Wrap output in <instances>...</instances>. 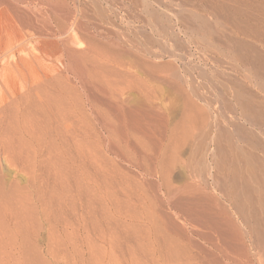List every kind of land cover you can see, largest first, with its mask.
Wrapping results in <instances>:
<instances>
[{"label": "bare ground", "instance_id": "bare-ground-1", "mask_svg": "<svg viewBox=\"0 0 264 264\" xmlns=\"http://www.w3.org/2000/svg\"><path fill=\"white\" fill-rule=\"evenodd\" d=\"M106 1L107 0H71L72 4L70 3L71 4L70 6V4L67 3V0H0V216H1L0 224H1V227H4L5 229V225L9 223H13V225H15L13 226V230L15 227L14 232H18V234L21 232L20 230L22 229V227H25V225L21 227V226H18L17 224L20 222L19 220L23 216L22 215L23 210H27L33 213V208L34 210L36 208L30 203V200L32 197V189L37 187L36 186L37 179H38V182H40V184L37 183L39 185H38V189L36 191L35 197L39 200V205L43 206V207L40 206V208H43L42 213L45 216V218L51 217V216H48L50 212H48V215H47V211H50L53 208L52 205H54L53 196L56 192L54 194L52 193L56 191L57 189H60V191H62L63 187L65 186L64 185L65 183L63 184V186H62V183L65 177L69 175L70 173L65 174L66 176H64V179H63L62 178L63 176L60 177L59 175L61 171L59 173L54 172L53 175L50 174L52 171L49 174L47 172L48 179H49V176L56 175L55 173H57L59 176L60 180L52 179L53 180L52 181L53 183L51 182L52 184L48 181V179L45 181L44 178L43 179H41L40 177L38 178V173L41 174L42 170L46 172L47 167L49 166L51 167L53 160L56 159L52 155L54 153L57 154L58 152V150L56 151L57 146L55 147V145L57 143L61 144L62 142L65 141L63 139H65L66 137V132H70V134L71 132H74V134L71 135V139H73L74 135L76 136L75 132L77 133L80 132V134L81 132H91V133L92 132H107V133L109 132V136L110 135L112 136V134L114 136V138L113 136L109 138L110 139L112 138L111 140L113 139L115 140V141L113 140L112 142H110L112 143L111 145L113 147V150H116V148L118 147H120L119 150H121V147H123L124 144L129 145L130 143H126L125 140L123 141V136L125 135L124 132H127L129 134L131 132L137 138V140L140 141V143L147 145L148 148L145 149L147 153L149 152V150L153 152L152 164L155 165L154 166L155 168L157 169L159 168V174L162 179L161 183L167 186V188H168V180H167L168 178L167 177L169 176V174L170 175L172 174L170 172V167H172L171 161H173V159H175L176 156L178 157L180 155L182 148L184 146L188 147V162L189 163L190 161L191 162L194 161L193 157L197 156L196 155L197 153L199 154L200 159L202 158L201 160L204 162L203 158H205V155H206L205 153L208 152L209 154L208 156H206V160H205V162L208 163V165L206 166L205 164H203L206 167H209L210 176L208 177H211L210 180L213 183L214 187L222 194V196L226 198L229 204V207L234 211V212L233 211L231 212L238 215L237 217H239V219L242 220V223L245 226L243 227L245 229H248L247 231L249 232L250 236H252L253 239L257 240L259 244L258 245L256 244L255 246H261L259 247L258 250L260 251L261 248L264 249V247H262L264 246V167L259 161V159L257 158V156L255 155V153L253 152L254 150L253 148H255L254 142L256 141V139L253 138L254 134L253 135L250 134L251 133L249 132L250 129L247 131V130H244V128L243 129L241 128L245 123L251 127L254 123H256L257 125H264V101L259 100V98L257 99L254 95H252L247 89L245 82L244 83L238 82L237 84L230 83L229 84L231 88L230 91H232V95H233L232 105L234 106V108H237L238 116L242 117L245 123L242 126L240 125L239 127L235 126L232 130V128L230 129L227 126H221L217 123L210 125L209 122L208 123L205 122L203 120V117L201 115L199 108L195 104H192L187 99V97H185L186 93L182 92L181 91L182 89L180 88L181 89L180 90L179 86L175 85L172 81H170L172 78L177 79L176 78L177 75L176 74H175L176 76L174 75V73L176 72V71L174 72V69H173L174 66L173 68L170 66L171 67L170 69H173L170 71L173 73L174 76L171 79L169 78L170 79V80L168 79L169 81L164 80V78L162 79L161 77L162 75L160 74V72L162 73L163 69H168V71H166L168 72L166 73V75L170 74L171 72H169V68H168L170 65V62H168L169 65L164 63L165 66L163 65V63H159L160 62L159 61L160 57L158 54V47H159L158 19L159 18H158V12H157L158 8L157 7H158V4L160 3V0H148V3L150 6L148 5L146 9L149 15V18H147V25L148 27H150V35H149L150 37H145L142 40L139 37H138L139 39L137 38L130 39L129 37L123 38L122 37L123 35L121 34L122 35L121 36L122 38H120L121 42L116 40V38H115V41H113L105 33L101 32V30H103L102 26H104L102 24L105 21L110 20L109 15H111V13L113 12L112 10V12L109 13V11L106 8H104L105 6H102V3L106 4ZM190 1L192 0H181L180 8H182L184 12L188 11L189 15L195 18L193 19L194 21L197 22V24L195 25L196 26L195 28H197V31L195 33L194 29L187 26L188 24H190V21L188 24L181 23L182 27L185 30H188V28L189 29L191 28L192 31L194 30V33L198 34L197 36L200 38L202 42L207 43L209 46L213 48L221 49L222 47L225 46L227 50H230V49L233 50L232 53H234V55L237 57L238 62H241V64L246 66V71L249 74V76H245V79L248 80L249 84H252L253 82V84L255 83L256 85H258L263 90L262 92H264V55H262V53H260L257 49H255V43L252 42L250 45L248 42H244L238 39L236 35H234L235 37H233L229 35L227 32V30H230L233 34L245 33V34H248L249 38L253 39L254 42H258V41L260 42V40L262 41L264 40L263 38L264 36L263 37H261V35L259 36V33H260L259 27L262 26L263 28L264 24L262 25L260 23V26H258L259 22L256 23L257 21L255 20L257 17L254 18L256 22L251 23V24H248L247 22H244L241 19H237L236 16H239L241 18L246 16L245 14L247 13L249 9V8L247 9L244 6L245 4L243 5L239 4L240 0L239 1L238 0L237 1L236 0H220L219 2L220 5L216 4L214 0H205L207 3V7H208L210 15L216 19V22H218V23L213 22L215 24L212 25L210 24L211 21H207V19L204 18L203 16L201 15L199 16L198 14L194 13L195 11L189 12L188 2ZM129 2L133 4L135 8L139 7L140 5H143L142 4L143 2L141 1L142 2L141 3L139 0H129ZM219 13L220 15H218ZM229 13H232V16H231L232 19H229L230 18ZM249 15H252V14L250 13L247 16ZM220 17L223 20L220 19ZM249 18H251L252 20L251 16ZM249 18L247 19V21L250 20ZM121 19H123V17L119 18L118 16L117 20H121ZM188 19H189V16H188ZM112 22H111V25L115 26ZM114 23H117V22H114ZM191 24H192V20H191ZM220 24H222L224 27L222 28ZM226 24L227 26H225ZM105 26H108V25H105ZM104 32L108 34L111 33V32L110 33L107 32L106 30ZM112 32L116 33V31H112ZM116 35H118V38H119L120 35L119 34H116ZM116 35H113V36H116ZM166 65L168 66L166 67ZM183 93H185V95ZM176 113H178V116L175 115ZM234 125L235 124H233V126ZM209 130H212L213 133L209 134ZM233 131L236 133V134L234 133L236 135V138L233 137L234 136L232 134ZM52 132L53 134L57 132L56 134H58L60 137L57 135H53ZM158 132H168L167 135H165L166 136L165 146L160 147L162 140L157 139L156 134L158 135ZM61 133H64V134L61 135ZM230 134H232L233 136ZM63 135H65L64 138H63ZM77 137L78 135L74 137V139ZM47 141H48V146L49 145L51 146L53 142L54 144L57 142L55 145L54 144L52 145L53 147H55L54 149L52 148L53 149L52 151H50V152H53L55 150V152H53L52 155H50V152H47L49 150L46 151ZM66 142L67 140L64 143H62L64 144V146L62 147H65ZM114 142H116L115 144L118 145V147L117 145L115 146L116 147L115 149H114ZM121 142L122 144L124 143L123 145L121 144L122 146H120ZM74 143H73L74 146L76 145V147H78L77 146L78 143L77 144L76 142ZM258 144L255 145L257 146V148H258ZM83 146L80 148H83ZM62 147H60L61 151L63 150ZM85 147L83 149H85ZM110 147H109V150H111L112 148ZM86 148H89V147H86ZM142 149L144 150V147ZM89 151L88 149H87V152L85 151L87 153L86 155H92L90 153L88 154ZM146 151L144 153H146ZM67 152L65 153L67 154ZM65 153L63 152V154ZM101 153L102 152H100V154ZM115 153L113 155H116ZM55 154L54 156L57 157L58 154L57 155ZM128 155H125V157ZM207 157L209 158L207 159ZM59 158L60 157H58V159ZM68 158H72V156ZM86 158H88V156ZM61 159L62 158H60V160L58 161L60 162ZM81 160H82V157H81ZM92 160L94 161V159ZM78 161L80 163V160ZM195 161H194V164H195ZM199 162H198V166L200 164L201 169H202L204 166L201 164V162L200 163ZM54 163L52 164V166L53 165L56 166V163L55 164ZM88 163H92L94 165L95 161L94 163L92 161L91 162L89 161ZM111 163L112 162H110V164ZM105 164L107 165L106 162ZM86 165H84L83 167H85ZM88 165H90L91 167L86 166V168H84L85 170L88 168L86 171H88L90 168H93L91 164H88ZM95 165H97V163H95ZM80 167H82V165L80 166L79 164V168ZM144 167L146 168V166ZM18 168H20V170L22 171V172L20 171L21 174L22 173L24 174L23 178L25 177L24 179H26L25 180L26 182L23 183L24 186L20 185L21 181H18L15 178L16 175L18 176L17 174V172L19 171V170L17 171ZM196 168L198 169V167ZM151 169L152 168L150 167L149 170ZM203 169H202V174L206 173V172H203ZM96 170L97 169H95V171ZM107 170H109V168ZM142 170H144V168ZM198 170L199 172H201L200 168ZM44 171L43 173L45 174L44 176L46 178L47 174ZM63 171H62V175H64ZM91 171L92 169L89 170V172ZM100 173H102V171ZM100 173L99 175H101ZM87 174L86 176L90 177V175H87ZM70 175L72 176V174ZM82 175H84V173ZM93 175H96V173ZM145 175H146V171H145ZM127 178H129V176ZM98 179L102 180L101 178H98ZM118 179H120V177ZM20 180H21V177H20ZM42 180H44L45 182ZM71 180H73V178ZM76 180H78V178ZM104 180L106 179H103V181ZM121 180H123V178H121ZM125 180L127 181V179ZM88 181H89V178H88ZM43 182L44 184H42ZM76 182H74L75 187H76ZM80 182L78 181V183ZM108 182H109V179H108ZM119 182L122 183V181H119ZM102 183L103 182L101 181V184ZM129 184L131 185V183ZM80 185L82 186V184H79V186ZM105 185H107V183ZM79 186H77V189L81 187ZM190 186L186 184L182 188H179L176 190H173L170 187L167 190L169 200H171L173 207L177 209L175 210V212L178 211L184 217L183 224L184 225L187 224L188 228H190L191 231L193 232L197 231L198 233L200 232L202 235H204L203 237H206L204 238L205 240L210 236L208 231L213 232L216 235L215 241L213 242L212 241L213 239L211 238V241L213 243L211 242L210 244V246L214 248V250L216 251L215 254H212L214 253L212 252L211 255H209L207 254L208 252L203 251V249H202L203 252H201V249H199L197 246L194 245L195 243L197 244V241L195 243L194 242L190 243L192 239L190 241V239L188 238L190 241L189 242L186 239L187 235L185 236L186 233L184 230H186L187 228H184L183 227L184 225H181L184 230L181 227L178 228L177 225L173 223L174 221L173 222L171 221L172 218L170 219L169 216H166L163 211L161 212L158 211L159 212L158 215H156L154 212L152 213L148 212L150 215L148 214V216H146L147 218L146 219L144 218L145 220H147L146 222L150 225V227L153 229V232H154V237H152L154 238L153 239L154 243H148V244H153V245L149 246L147 244L146 245L147 248L144 245L143 246L145 247L144 249L147 251L148 248L151 247L152 252L149 251V253L151 252L153 257L158 256V259L156 262L159 264H232V262L236 261L237 259L236 254H238L239 252V251L236 252L237 250L235 251L237 243L239 239L242 240L243 238H239L241 235L238 237V231H237L236 226H234L233 224L234 222L232 220L231 221L233 223H231L230 220H228L229 221L228 222L226 218H224L225 216H223V214L225 215L226 212L224 211L225 212L224 213L220 208H218L217 207L218 204L214 202V200L208 201L207 200L208 198L206 199L204 195H202L201 192H198L197 190L192 189L195 187L192 186L191 188ZM134 188H135V191L138 193V191L136 190V187ZM88 189L90 188L88 187L87 190L86 189L85 190L90 191ZM139 190L141 189L139 188ZM65 191L66 190L64 189V193L63 192L61 193L63 195L66 194L68 196H71L70 195L71 193L67 192L69 190H67L66 192ZM118 191L120 192V190ZM77 192L79 193V191H76V193ZM116 193H117V190H116ZM79 194L77 196H79ZM92 194L93 193L89 192L86 195L88 198L85 196L87 198L86 202L89 199L88 202L90 204V207L92 203V202L90 203V199H91L90 196L92 197ZM81 195L83 194H80V197ZM149 195L147 196L145 194L144 195L145 197L143 195L142 196L145 199L147 196L149 200L150 199ZM44 196H45V200H44ZM68 196L64 195L65 198L66 197L68 198ZM82 197H81V200H84L82 199ZM118 197L119 196L115 198H118ZM136 199H138V197ZM66 200H65V203L67 207H70V204L73 203V202L70 203V201H73V200L71 199L70 200L66 199ZM120 200L122 201V199ZM40 201H41V204H40ZM57 201H58V198L55 202ZM88 202L87 204L85 202H82V203H85V205L88 206ZM136 202H140V201H136ZM60 203L61 202H59L58 204L60 205ZM125 203L127 204L126 200H125ZM152 204L149 205L150 209H151ZM59 205H57V207ZM145 205H148V204H145ZM87 206L85 208H87ZM60 207H58L59 212L57 211L56 213L61 214L62 212L66 211L64 209V206H62L63 210L65 211L60 212V209H61ZM126 207L128 208V206ZM230 208H228V210ZM56 209H53V210L56 211ZM120 209H117V210H120ZM71 210H73V207ZM80 210L82 211V209ZM127 210L125 211L127 212ZM69 211H70V208H69ZM214 211H217L216 213H219V216H217L218 214L215 215ZM218 211H222V212H218ZM71 212L74 213L75 208ZM83 214L87 215V213L85 212ZM83 214H80V215L84 216ZM105 214H107V212H105ZM50 215H52V213H50ZM54 215H52L53 218H55ZM124 215L126 216V214ZM132 215L135 216L134 213H132ZM132 215H130L129 218H132L133 217ZM82 216L80 217L82 218ZM87 216H88L87 220L89 221V219L91 218H89V215ZM49 218L47 220H50ZM61 221H62V218H61ZM80 221H82V219ZM140 221L141 220H139V222ZM66 222H69V221L66 220ZM20 223L24 224V222L22 221ZM25 224H27V222H25ZM111 227L114 228V226L112 225ZM23 229H22L21 234L24 233V237H26L25 233H27L30 229H28L27 232L23 231ZM33 229H31V231ZM125 229H128V228L125 227ZM2 230L3 229L1 228L0 231L2 232ZM145 230L143 229V231ZM29 233L31 232L29 231ZM112 233L114 234V232ZM161 233L162 235L164 234L165 236L160 235L161 237L160 238L158 236ZM9 234H10V229H9ZM5 235H6L5 236L6 238L7 234ZM125 236L126 234L123 237ZM116 237L114 238V241ZM119 237L121 238V236ZM237 237L239 239H237ZM0 239H2V237H0ZM10 239H12L11 236H10ZM146 239L149 240L150 236H147ZM146 239H145V242H146ZM148 240L147 242H150ZM21 241L23 242L22 239ZM251 241L253 240L251 239ZM117 243H116V246L118 247L119 245ZM127 243L130 244L129 241ZM9 244H11V242ZM14 245H15V242H14ZM136 245L138 247L139 243L138 244L136 243ZM239 246H241V244ZM127 247H128V244H127ZM24 248L26 249V247ZM50 248L51 247L49 245V249ZM110 248L112 247L110 246ZM132 248L131 250L134 251ZM243 248L244 247H242V249ZM10 249L12 250L13 248L11 247ZM239 250L241 249L239 248ZM256 250H257V247H256ZM243 251L245 252V250H242V252ZM10 254H12V257H13V253H10ZM142 254L144 253L142 252ZM243 254L245 255L246 253H243ZM260 254L258 253L259 256ZM30 255L32 256V254ZM241 255L242 254H239L237 256H241ZM145 257L146 255L144 256V258ZM261 259H263V262H264V256ZM13 262H14L13 264H15V261ZM116 262L114 263L117 264Z\"/></svg>", "mask_w": 264, "mask_h": 264}, {"label": "rangeland", "instance_id": "rangeland-1", "mask_svg": "<svg viewBox=\"0 0 264 264\" xmlns=\"http://www.w3.org/2000/svg\"><path fill=\"white\" fill-rule=\"evenodd\" d=\"M139 1L140 2L142 1L143 3L142 2L141 3L143 5H140L139 7H136V8L133 4H131L129 2V0H107L106 4L104 3L105 5L102 3V6H105L104 8H106L109 11V13H111L112 10H113V12L111 13V15H109L110 20H107V21H105L106 23L104 22L102 24L104 26H102L103 30H101V32L105 33L113 41H115V38H116V40H118L119 42H121L120 38H122V37L123 38L129 37L130 39H136V38L139 39L140 38L141 40L144 39L145 37H150L149 36L150 35V27H148V25H147V18H149V15H148V12L146 9L147 6L149 5V3H148V0L147 1L146 0H139ZM180 1L181 0H160V3L158 4V7H157L159 9V10L157 9L158 18H159L158 19V23H159V26H158L159 27V31H158V38H159L158 54L160 57L159 63H163V65L165 66L164 63L169 65L168 62H170V65L168 67L169 72H171L170 70L174 69V72L176 71L174 73V75L175 74L177 75V76L175 75L177 79L172 78L174 76L172 72H171L172 74L170 73L171 75L167 74L170 77H168L166 75V73H168V72H166V71H168V69H163L162 73L160 72V74L162 75L161 77H162V79L164 78V80H168L169 78L173 79V80L172 79L171 80L169 79V80L172 81L175 85L179 86V89L181 88L182 90L181 89L180 90L182 92L186 93L187 96L185 95V93H183L185 95V97H187V99L192 104H195L199 108L201 115L203 117V120L205 122H207V123L209 122L210 125L217 123L221 126H227L230 129L232 128V130L235 126L236 127H239L240 125L242 126L245 122H244L242 117L238 116L237 108H234V106L232 105L233 104L232 103V99H233L232 96L233 95H232V91H230L231 88H230L229 84L230 83H233V84L236 83L237 84L238 82L239 83L245 82V85L247 86V89L249 90V92L252 95H254L257 99L259 98V100H262V101H264V92H262L263 90L258 85H256L255 83L253 84V82H252V84H249L248 80L245 79V76H249V74L246 71V66L241 64V62H238L237 57L234 55V53H232L233 50H231V49H230L231 51L227 50V48H225V46L222 47L221 49H216V48H213V47L209 46L207 43H204L200 40V38L197 36L198 34H195L197 31V28H195L196 27L195 25L197 24V22L194 21L195 18L191 17L189 15L188 11L184 12L182 10V8H180L181 7ZM192 1L188 2L189 3V5H188L189 12L195 11L194 13L198 14L199 16L200 15L203 16L204 18L207 19V21H211L210 24H212V25H214L215 23H218V22H216V19L210 15L208 7H207V3L205 0H195V1L192 0ZM214 1L216 4L220 5V3H219L220 0H214ZM67 3L70 4L71 0H69V1L67 0ZM231 3H232V1H231ZM71 4H70V6H71ZM124 4H125V6H124ZM239 4H241V5L245 4L244 6L247 9L249 8L248 11L251 9L249 11V13H248V11H247V13L248 14L251 13L254 16H252V15L247 16L248 14L246 13L245 15L248 18L251 16L252 20H251V18H249L250 20L247 21L248 18L246 16H244L243 18L236 16L237 19H241L244 22H247L248 24L255 23L257 21L256 23L259 22L258 26H260V23L262 25L264 24V0H257V1L256 0H240ZM108 7H109V9H108ZM116 12H118L119 14ZM113 15H114V17H113ZM187 15L189 16V19L191 18L190 20L188 19ZM218 15H220V13ZM118 16H119V18L123 17V19L117 20ZM229 16H230L229 19H232V17H231L232 13H229ZM179 17H181V18H179ZM114 18L115 19L117 18V19L115 20ZM254 18H256L255 19L256 21L254 20ZM220 19H222V18L220 17ZM112 20H113V22H112ZM191 20H192V24H191ZM189 21H190V24H188ZM193 21H194V23H193ZM107 22H109V23H107ZM111 22L115 26L111 25ZM114 22H117L118 24L114 23ZM213 22H215V23H213ZM119 23H120V25H119ZM181 23L182 24L183 23L188 24L187 26L194 29L195 33H194V30L192 31L191 28L190 29L188 28L189 31L185 30L182 27ZM220 23H221V21H220ZM105 25H108V26H105ZM220 25L222 26V28L224 27L222 24H220ZM109 26H110V28H109ZM111 26H112V28H111ZM225 26H227V24ZM113 27H115V28H113ZM116 27L119 28L120 30L117 29ZM121 27H122V29H121ZM104 28L107 32H109V30L111 29L110 30L111 33L109 32L110 34H108V33L104 32L105 31ZM260 28H262V26L259 27V30H260L259 36L261 35V37H263L264 36V26L262 29H260ZM112 31H116V33L112 32ZM190 31H192V32H190ZM229 31L230 30H227L229 35H231L233 37H235L234 35H236V37L238 39H240L241 41L248 42L250 45L252 42L255 43V49H257L260 53H262V55H264V40L263 41L260 40V42L259 41L254 42L253 39L249 38L248 34H245V33L233 34L231 31L229 33ZM116 34L120 35L119 38H118V35H116ZM113 35H116V36H113ZM141 35H142V37H141ZM171 57H172V59H171ZM168 65H166V67ZM170 66L172 68L174 66V68L170 69L171 68ZM226 85H227V87H226ZM254 85H256L258 88ZM175 115L178 116V113H176ZM233 124H235V125L233 126ZM247 127H248V129H247ZM241 128L242 129L244 128V130H247V131L250 129L249 130V132H251L250 134L251 135L254 134L253 138L256 139V141H255L256 143L254 142V147L257 150L255 148H253L254 149L253 152L255 153V155L257 156V158L259 159V161L261 162V164L264 167V138H263L264 137L263 136L264 125H257L256 123H254L251 127L245 123ZM56 133L57 132H55L53 134V132H52L53 135L59 136ZM67 133H69V134H67ZM167 133L168 132H158V135L156 134L157 139L162 140L161 146L159 144L160 147L165 146V143H166V141H165L166 136L165 135H167ZM210 133L211 134L213 133L212 130H209V134ZM230 133H232V132H230ZM234 133L235 132L233 131L232 134L234 136L232 134H230V135H232L233 137L236 138V135H235L236 133L235 134ZM62 134H64V133H61V135ZM73 134H74V132H71V134H70V132H66V137L63 140H65V141L67 140L68 143L66 142L65 147H62V146H64V144H62V143H64L65 141L62 142L61 144L56 142L57 143V144L55 143L56 145L53 142L55 147L57 146L56 151L58 150V152H59V153L57 152V154H58L57 157L54 156L55 153L52 155V153L55 152V150L53 152H50L55 147L52 146L53 144L51 146L50 145L48 146V141H50V140L47 141L46 151L49 150L47 152H50V155H52L53 157H55L57 159L56 160L52 157L54 159V160L52 159L53 160L52 164L54 163L55 160H56L55 161V163H56L58 160H60V158H62L60 161L61 163L58 161L59 164L57 162L56 166H54V165L52 166V164H51V167L49 166L51 169L49 167H47L48 171H47V169H46V172L44 170L41 171L42 175L40 173H38V178L39 177L41 179L44 178L45 181L48 179V174L51 171L52 172L50 174H52V175L54 174V172L59 173L61 171L59 173V175H60V177L63 176L62 177L63 179H64V176H66L65 174H69V173L72 174V176L69 174V175H67L68 177L66 176L67 178L65 177V179H64L65 182L63 181V183H62V186L64 183H65L64 184L65 186L63 187L62 191H60V189H57L53 193L51 192L52 194H54L56 192L53 196L54 197L53 198L54 199V201H53L54 205H52L53 208L51 207L52 208L51 210L54 211L53 209H56L57 205H59L58 203L61 202L60 205L58 206V207L61 206L60 212L65 211V210L66 211L62 212L60 214V213H56L57 211L59 212L58 207H57L56 211H54V212H52L49 208L50 211H47V215H48V212H50V213H52V215L55 214L54 215L55 218H53L52 215H50V213L48 216H51V217L45 218V216L42 213L43 208H40L41 205H39V200L35 197L36 191L38 189V185L40 184V182H38V179H37V182H36L37 187L32 189V197L30 200V203L33 206H35L36 208H35V210L33 208V213L30 211H27V210H23V213H22L23 216L21 218L22 220L20 219L19 221L24 222V224L20 223V222L17 224L18 226H21V227L23 225H25V227H22V229L23 228L24 229L27 228V229H25V230L23 229V231L27 232L28 229H30L29 231L31 233H29V231L27 233H25V235L27 237L26 238V237H24V233L21 234L22 229L20 230L21 232L19 234H18V232H14L15 227L13 230V226H15V225H13V223H9V224L5 225V229H4V227H1V224H0V227L3 229L2 232L0 231L1 232L0 237H2V239H0V244L2 242V244H1L2 246L0 245L1 246L0 247V250H1L0 251V258L1 257L3 258V259L2 258L0 259V264H13L14 263L13 261H15V264H29V262H30V264H38V263L39 264H43V263L44 264H110V263L115 264L114 262H116V261H117L116 262L117 264H129V263L130 264L131 263L132 264L133 263L134 264H159L156 262L158 259V256H154V257L152 256L151 247L148 248V250H147L148 252L144 249L148 243H154L153 242L154 238H152V237H154V232H153V229L150 227V225L146 222L147 221V220H145L147 218L146 216H148V214H149L148 212H150V213L154 212L156 215H158L159 212L163 211L166 216H169L170 219L172 218L171 221L172 222L174 221L173 223L175 225H177L178 228H180V227L182 228L181 225H184L183 224L184 223L183 222L184 217L178 211L175 212V210H177V209H175L173 207L171 200H169L167 190L170 187H171V189L176 190V189L182 188L186 184H188V186L191 185L190 186L191 188H192V186L195 187L192 189L197 190L198 192H201L202 195H204V197L206 199L208 198L207 199L208 201L214 200V202H216L218 204L217 207L220 208L223 212L224 211L226 212V213L224 212L225 215L223 214V216H225L224 218H226L227 221L230 220L231 223L234 222L233 224H234V226H236L237 231H238V237L240 235L243 236V237H241V236L239 237V238H243L242 240H240L237 237V239H239V241H238V243L236 242L237 243V246H236L237 249L235 248V251L237 250L236 252L239 251L240 253L238 252V254H236L237 259L235 262H232V264H264L263 259H261L264 256V253H263L264 249L261 248L262 251H261V249H260V251L258 250L259 247H261V246H255L256 244L257 245L259 244L257 242V240L253 239L252 236H250L249 232L247 231L248 229L244 228L245 226L243 225L242 220L239 219V217H237L238 216L237 214L233 213L234 211L229 207V204H228L226 198L224 196H222V194L214 187L213 183L210 180L211 177H208V176H210V170H209V167H206L208 165V163L205 162L206 156H208V154H209L208 152L205 153L206 154L205 158H203L204 162L201 160L202 158L200 159V156L197 153L196 154L197 156L193 157L194 158L193 160L194 161L196 160L195 164H197V165H195L193 160H192L193 162H191L190 160H189L190 163L188 162V147L184 146L182 148L180 155L178 157L177 156L175 157L176 160L173 159V161H171L172 167H170V172L172 174L171 175L169 174V176L167 177L168 178L167 179L168 180V188H167V186H165V185H163V183H161L162 179H161V176L159 174V168L158 169L155 168L154 167L155 165L152 164L153 152H151V150H149V152H148L149 154H148L147 151L145 150L146 148H148L147 145L140 143V141L137 140V138L131 132H130V134L127 132H124V134L126 136L125 135L123 136V141L125 140L126 143H130V144L126 145L123 143L125 145L124 146L121 142L120 146L123 145V147H121V150H119L120 147H118V145L115 144L116 142H114V149L116 148L115 147L116 145L118 148H116V150H113V147L111 145L112 143H110V142H112L114 139L111 140L112 138L111 139L109 138V137H112L113 134H112V136L111 135L109 136V132L108 133L107 132H92V133L91 132H81L82 135L80 134V132H78V133L75 132L76 136L78 135L79 138L77 137L78 139L77 138L74 139V137H76L74 135L73 136L74 140L71 139V135H73ZM64 136L65 135H63V138H64ZM113 138H114V136H113ZM82 139H83L84 143H83ZM72 141L76 142V144L78 143L79 144V145L77 144L78 147H76V145L74 146L75 143ZM258 142H259V144H258ZM51 143H52V141H51ZM49 144H50V142H49ZM58 144H60V145H58ZM67 144H69V145H67ZM109 144L111 145L112 148L110 147ZM257 144H258V148H257V146H255ZM238 145H240V144H238ZM69 146L70 147L72 146V147L70 148ZM82 146H83V148L86 146V147H89L90 149L86 148V147H85V149L80 148ZM138 146H140V147H138ZM60 147H62V149L63 150L65 149V150L61 151ZM109 147L111 148L112 152L115 153V151H116V153H115L116 155H113L114 153H112L111 150H109ZM143 147H144V150L142 149ZM49 148H51V149H49ZM75 148H77V149H75ZM124 148H126V149H124ZM87 149H88V151L90 150L88 152V154L90 153L92 155H86ZM69 151H70V153H69ZM94 151H96V152H94ZM99 151L102 152L101 153L102 156H101ZM145 151L147 154L144 153ZM63 152L64 153L67 152V154L66 153L63 154ZM73 152H74V154H73ZM95 153H97V154H95ZM124 153H125V155H128V154L129 155L125 157ZM57 154H55V155H57ZM78 154L80 155V157ZM71 156H72V158H68ZM87 156H88V158H86ZM94 156H96V157H94ZM129 156H130V158H129ZM58 157H60V158L58 159ZM81 157H82V160H81ZM208 158L209 157H207V159ZM49 159H50V157H49ZM92 159H94V161H95V163H97V165H95V163ZM129 159H130V161H129ZM145 159H147V160H145ZM197 159H199V160H197ZM62 160H63V162H62ZM72 160H73V162H72ZM78 160H80V163ZM86 160H87V162H86ZM88 160L90 162L92 161L94 163L95 167L92 163H88L89 162ZM82 161L84 162V164ZM199 161L201 162L202 165L203 164L206 165V166L203 165L204 166L203 168H205V169H203V168L202 169H203V172H206L207 174L206 173L202 174L201 165L199 164V166H198ZM49 162H50V160H49ZM105 162L107 163V165L105 164ZM110 162H112L111 163L112 165L110 164ZM72 163H74V164H72ZM78 163L80 164V166L82 165V167L86 164H87L86 165L87 167L88 166L91 167L90 165H88V164H91L93 168H90L89 170L92 169V171H91L92 173L89 172V170L86 171L88 168L86 170L84 169V168H86V166L83 168L82 167L79 168ZM132 164H134V165H132ZM141 165H143V166H141ZM107 166H108L109 170H107L108 169ZM111 166H113V167H111ZM144 166H146V168L148 167L147 170ZM150 167L152 168L151 170H149ZM196 167H198V169L200 168L201 172H199V170ZM52 168H54V169H52ZM143 168H144V170H142ZM65 169L68 170L69 172L66 171ZM95 169H97V170L95 171ZM100 170L102 171V173H100L101 172ZM110 170H112V171H110ZM17 171H18L17 172L18 176L16 175L15 178H16V180L21 181L20 185L24 186L23 183L26 182L25 181L26 179H24L25 177L23 178L24 174L23 173L21 174L22 171L20 170V168H18ZM43 171L46 174L48 172L46 178L44 176L45 174L43 173ZM62 171L64 172V175H62ZM71 171H73L75 173H73ZM115 171L118 173L120 172V173L118 174ZM145 171H146V175H145ZM83 173H84V175H82ZM95 173H96V175H93ZM99 173L101 175H99ZM55 174L56 175H54V176H52V175L49 176L48 181L50 183L55 179H59L58 174L57 173H55ZM75 174H76V176H75ZM86 174L90 175V177L86 176ZM39 175H41L42 177ZM56 176H58V177H56ZM97 176H98V178H101L102 180L98 179ZM118 176L120 177V179H118L119 178ZM128 176L131 180L129 178H127ZM20 177H21V180H20ZM54 177H56V178H54ZM76 177L78 178V180H76L77 179ZM102 177H104V178H102ZM72 178H73V180H71ZM88 178H89V181H88ZM121 178H123V180H121ZM63 179H61V180H63ZM103 179H106V180L103 181ZM108 179H109V182H108ZM125 179H127V181ZM44 180H42V181H44ZM39 181H40V179H39ZM78 181L79 182L82 181V182L78 183ZM101 181L103 182L102 183L103 185L101 184ZM119 181H122V183ZM128 181H130V182H128ZM131 181H133V182H131ZM44 182L42 184H44ZM74 182H76V187H75ZM105 182L107 183V185H105L106 184ZM37 183H39V184H37ZM112 183H113V185H112ZM129 183H131V185L132 184L133 185L131 186ZM79 184H82V186L80 185L81 186L80 187ZM93 184H95V185H93ZM122 184H124V185H122ZM128 185H130V186H128ZM77 186L80 187V188H78L79 190L77 189ZM126 186H128L130 189ZM65 187H67V188H65ZM68 187H69V189H68ZM88 187L90 188V189H88L90 191H86ZM134 187H136V190L138 191V193L135 191ZM162 187H164V188H162ZM139 188L141 190H139ZM64 189L66 191L69 190L67 192L71 193L70 195L72 197L64 194L65 196H68V198L67 197L65 198L64 195L61 193V192L64 193ZM116 190H117V193L119 195L116 193ZM118 190H120V192ZM76 191H79L80 194L84 195V196L81 195V197L83 196L82 199H84V200H81L80 194L78 192L76 193ZM153 191H155V192H153ZM89 192L93 193L92 197L90 196V198H91L90 203L92 202L91 207H90V204L88 202L89 199L87 200L88 206L85 205V203L87 204L86 199L88 198L86 195ZM144 193L147 196L150 194L149 198L151 200L150 199L148 200L147 196H146V199H147L146 200L144 198L145 197ZM78 194H79V196H77ZM117 196H119V197L115 198ZM154 196H156L158 199ZM137 197H138V199H136ZM57 198H58V201L55 202L57 200ZM66 199L73 200V201H70V203L73 202L70 204V207H67V205L65 203ZM120 199H122V201ZM123 199L126 200L127 204L125 203V200H123ZM44 200H45V196H44ZM44 200H42V201H44ZM118 200H120V201H118ZM152 200H154V201H152ZM74 201H75V203H74ZM81 201L85 202V203H82ZM136 201H140V202H136ZM66 202H67V200H66ZM110 202H112L113 204ZM68 203H69V201H68ZM120 203H121V205H120ZM152 203H154V204H152ZM40 204H41V201H40ZM122 204L125 206H123ZM145 204H148V205H145ZM150 204H152L151 209L149 206ZM113 205H114V207H113ZM116 205H118L119 207ZM140 205H142V206H140ZM54 206H56V207H54ZM62 206H64L65 210H63ZM71 206L73 207V210L75 208L74 213L71 212V211H73V210H71L72 209ZM86 206L88 209L85 208ZM100 206H102L103 208ZM126 206H128V208ZM41 207H43V206H41ZM89 207L91 208V210ZM92 207H93V209H92ZM143 207H145V208H143ZM147 207H148V209H147ZM217 207H215V208H217ZM69 208H70V211H69ZM79 208L82 209V211ZM228 208H230V209L228 210ZM117 209H120V210H117ZM104 210H106V211H104ZM125 210H127V212ZM83 211L85 213H87V215H89V218H91V219H89V221H91V222H89L87 220L88 216L86 214L84 215ZM112 211H114V212H112ZM222 211H218V212H222ZM231 211H233V212H231ZM105 212H107V214H105ZM216 212L217 211H214V214L215 215L218 214L217 216H219V213H216ZM132 213H134L135 216L132 215ZM56 214H57V216H56ZM63 214H65V215H63ZM80 214H83L84 216H82ZM102 214H104L105 216ZM117 214L118 215L120 214V215L118 216ZM124 214H126V216ZM1 215H2V213H1ZM121 215H123V216H121ZM130 215H132L133 217L131 216L132 218H129ZM65 216H66V218H65ZM80 216H82V218ZM134 217L135 218L137 217V218L135 219ZM48 218L50 220H47ZM61 218H62V221H61ZM80 218L82 219V221H80L81 220ZM32 219H34L35 221ZM66 220L69 222H66ZM83 220L85 221V223ZM92 220H93V222H92ZM111 220H112V222L113 221L114 222L112 223ZM139 220H141V221L139 222ZM48 221H49V223H48ZM53 221H55V222H53ZM115 221H116V223H115ZM240 221H241V223H240ZM0 222H1V220H0ZM25 222H27V224H25ZM34 222H36V223H34ZM20 224H22V225H20ZM68 224H70L71 226ZM109 224L114 226V228L111 227V225H109ZM125 224H126V226H125ZM127 225H128V227H127ZM27 226H29V227H27ZM118 226H120V227H118ZM124 226L128 229H125ZM6 227L7 228L9 227V228L7 229ZM62 227H63V229H62ZM183 227L187 228L186 230H184L182 228L186 233L185 236L187 235L186 236L187 238L186 237L185 238L188 241H189V239H190V241L192 239L191 242L189 241L190 243H193V242L195 243L197 241V244L195 243L194 245L197 246L199 249H201V252L206 251V252H208L207 254H209V255H211L212 252H214L212 254H215L216 251L214 250V248H212L210 246L211 242L215 241L216 235L213 232L208 231L210 236L206 239L207 240L206 241L204 239L206 237H203L204 235H202L200 232L198 233L197 231L196 232L191 231V229L188 228L187 224L184 225ZM1 228H0V230H1ZM39 228H40V230H39ZM66 228H67V230H66ZM9 229H10V234H9ZM31 229H33V230L31 231ZM143 229L144 230L146 229V230L143 231ZM72 230H74V231H72ZM4 231L5 232L7 231V232L5 233ZM128 231H129V233H128ZM135 231L138 233V235ZM112 232H114V234L117 237ZM192 232L194 234L195 233L196 234L194 235ZM11 233H12V235H11ZM5 234H7L6 238H5V236H6ZM85 234H86V236H85ZM111 234H113V235H111ZM125 234H126V236L123 237ZM21 235H23V236H21ZM160 235H162V233L159 234L158 237H160ZM200 235H202V236H200ZM8 236H9V238H8ZM10 236L12 239H10ZM12 236H14V237H12ZM110 236L113 238H111ZM119 236H121V238ZM147 236H150L149 240L146 239ZM162 236H165V235L163 234ZM108 237L111 239H109ZM115 237H116V239L114 241ZM201 237H203V238H201ZM134 238L138 242H136ZM141 238H142V240H141ZM211 238L213 239L212 241H211ZM21 239L23 240V242L24 241L25 242L23 243L21 241ZM52 239H53V241H52ZM89 239H90V241H89ZM145 239H146V242H147V240L150 242L146 243ZM251 239L254 242L251 241ZM8 240L9 241L11 240L10 241L11 244H9L10 242ZM54 240L55 241L57 240L56 241L57 243ZM118 240H120V241H118ZM127 240L130 242V244L127 243L128 242ZM140 241H141V243H140ZM14 242H15V245H14ZM48 242H49V244H48ZM115 242L116 243L118 242L117 243L119 245L118 247L116 246ZM51 243H53V244H51ZM136 243L137 244L139 243V245L141 247L139 245H138V247L141 250L137 247ZM239 243L241 244V246H239L240 245ZM56 244H58V245H56ZM109 244H111V245H109ZM127 244H128V247H127ZM49 245L51 247L50 249H49ZM52 245H53V247H52ZM144 245H145V247H143ZM148 245L151 246L153 244H148ZM110 246L112 248H110ZM132 246H133V248H132ZM11 247L13 248L12 250L10 249ZM24 247H26V249ZM242 247H244L245 249L244 248L242 249ZM256 247H257L258 251L256 250ZM262 247H264V246H262ZM1 248H3V249H1ZM131 248L135 252L132 251ZM136 248H137V250H136ZM204 248H206L208 251ZM239 248L241 250H239ZM202 249H203V251H202ZM242 250H245V252L244 251L242 252ZM141 251L144 254H142ZM149 251H151V252L149 253ZM146 252H147V254L148 253L149 254L147 255ZM206 252H204V253H206ZM257 252L259 254L262 252L261 253L262 255L260 254V256H259ZM10 253H13V257H12V254H10ZM28 253L32 254V256L34 254L35 257L34 256L32 257ZM243 253H246V254L244 255ZM110 254H112V255H110ZM134 254H135V256H134ZM239 254H242V255L237 256ZM25 255H27L28 257ZM145 255H146V257L144 258ZM147 256H148V258H147ZM6 258L9 259L10 261L7 260ZM131 258L134 260L136 259V260L134 261ZM137 258H139V259H137ZM151 260H152V262H151ZM149 261H150V263H149ZM136 262H138V263H136ZM146 262H148V263H146Z\"/></svg>", "mask_w": 264, "mask_h": 264}]
</instances>
